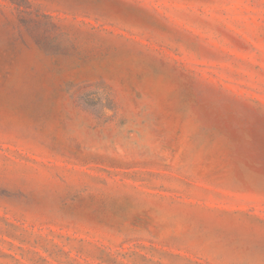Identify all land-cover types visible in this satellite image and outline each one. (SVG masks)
I'll list each match as a JSON object with an SVG mask.
<instances>
[{
    "label": "rangeland",
    "instance_id": "1",
    "mask_svg": "<svg viewBox=\"0 0 264 264\" xmlns=\"http://www.w3.org/2000/svg\"><path fill=\"white\" fill-rule=\"evenodd\" d=\"M0 264H264V0H0Z\"/></svg>",
    "mask_w": 264,
    "mask_h": 264
}]
</instances>
